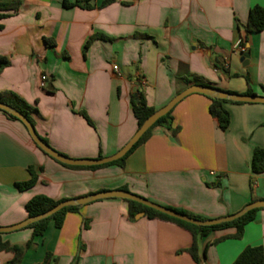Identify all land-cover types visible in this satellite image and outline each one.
Returning <instances> with one entry per match:
<instances>
[{"label":"crops","instance_id":"crops-1","mask_svg":"<svg viewBox=\"0 0 264 264\" xmlns=\"http://www.w3.org/2000/svg\"><path fill=\"white\" fill-rule=\"evenodd\" d=\"M15 1L0 19V57L9 61L0 72V92L13 91L35 107V131L65 156H107L128 141L137 129L130 97L138 82L155 109L188 86L185 73L222 90L264 95V28L243 42L249 8H264V0L0 3ZM209 102L201 93L185 96L172 108L170 128L155 126L123 166L95 169L59 164L37 148L23 123L0 111V226L24 220L25 203L38 194L59 200L124 189L207 219L264 199V172L250 168L253 149L264 147V103H223L229 125L221 129ZM29 167L36 180L19 190L15 183L30 178ZM138 213L129 219L127 202L117 197L85 203L67 212L60 227L49 222L22 262L39 264L49 252V264H197L184 251L192 242L189 231ZM31 232L21 227L1 238L20 244ZM234 232L229 226L200 237L205 258L199 264H231L246 246L260 245L264 254V207L240 238L231 237ZM11 258L0 251V264Z\"/></svg>","mask_w":264,"mask_h":264},{"label":"trees","instance_id":"trees-1","mask_svg":"<svg viewBox=\"0 0 264 264\" xmlns=\"http://www.w3.org/2000/svg\"><path fill=\"white\" fill-rule=\"evenodd\" d=\"M111 0H105V3H108ZM63 4L66 5V3L63 2ZM18 6V2H12V3H0V19L7 15L6 11H9L11 9H14ZM264 28V8L258 4H255L249 8L248 11V17L246 20V23L244 25L245 34L243 36V42L247 39V33L251 32H258ZM91 37L85 42L84 49L87 48L89 42L91 41ZM47 42L48 40L45 39ZM9 64L8 59L5 57H0V72L1 70L6 67ZM214 65L216 68H220L219 65L214 62ZM181 78L186 85L189 84H203V85H209L212 86L210 83L205 81L202 77L192 74V73H185L181 75ZM246 78V76H245ZM138 82V80H137ZM213 87V86H212ZM228 91V90H226ZM232 92V91H230ZM244 94H253L250 89H247L246 93ZM209 99V106L208 111L213 119L217 122V125L221 129H226L229 125V112L225 107L223 106V103L230 102V103H243L238 101H231L226 99H220V98H213L205 95ZM0 101L5 102L18 111H20L23 115H25L29 121L34 125V121L32 118V113H36V108L27 103L23 98H21L19 95H17L13 91H2L0 92ZM131 102V110L133 113V116L135 117L137 121V128L142 124V122L147 118L151 113H153L156 109L152 106L147 105L144 95L141 89V83L138 82L136 86L135 92L131 94L130 97ZM3 114H5L8 118L18 120L17 117L11 115L10 113L0 109ZM171 111H168L166 114L160 116L143 134L142 136L137 140V142L127 151V153L111 162L100 164V165H88V166H75V165H67L64 164L51 156H49L47 153L42 151L36 144L37 148H39L44 154L48 155L52 159H54L59 164L69 167V168H87V169H95L101 166L109 165V164H117L120 166L124 165V160L126 156L139 144L143 143L145 140L149 138L151 135V131L155 126H164L166 128L171 127L172 123V115ZM81 114L86 118V120L91 123V120L88 118V116L85 114V112H81ZM21 122V121H20ZM22 123V122H21ZM176 131V129H174ZM40 136V135H39ZM40 138L48 144L47 140L44 137ZM100 156V155H99ZM250 168L251 172L253 174H258L264 172V147H255L252 152L251 161H250ZM30 173V178L23 182H17L15 183L16 187L19 190H24L30 186H32L36 180V173L33 170V168H28ZM64 199L54 200L51 199L45 195L38 194L33 197H31L26 203H25V211L26 216H33L38 213H41L59 201H62ZM127 202V217L129 219H134V216L138 212H144V214L149 218H159L162 220L170 221L178 226L186 229L190 232L192 237L191 245L184 249V251L188 252L192 259L199 264L200 261H202L205 258V249L200 253L198 248V239L204 235H206L210 230L213 229H220L224 227L233 226L235 227V232L231 235L233 238H240L243 232V227L246 223L251 221L254 218L255 212L258 208L251 209L244 213L242 216L227 222H221L214 225H208V226H197L188 222H185L183 220L171 217L169 215H166L160 211H157L155 209H152L148 206H145L139 202L133 201V200H127L123 199ZM81 205H69L66 207L61 208L57 212L53 213L52 215L40 219L36 222H32L27 224L25 227L31 228V237L24 243H14L11 244L1 238L0 233V251H9L12 253V258L6 261L4 264H23L22 258L24 253L33 247L36 244V240L43 236L45 230L47 229V226L49 222H53L55 227H60L63 219L65 217V214L70 211H77ZM175 211H178L180 213L186 214L188 216H192L201 220H205L207 218L201 217L199 215H194L191 213H188L184 210L172 208ZM51 258V253L47 252L45 254V257L43 261L39 264H49ZM231 264H264V254L262 246H246L243 248V250L236 256V258L233 260Z\"/></svg>","mask_w":264,"mask_h":264},{"label":"water","instance_id":"water-1","mask_svg":"<svg viewBox=\"0 0 264 264\" xmlns=\"http://www.w3.org/2000/svg\"><path fill=\"white\" fill-rule=\"evenodd\" d=\"M248 53L244 52L242 54V64H247L248 61ZM136 88L133 89L135 91ZM191 93H201L204 95H207L209 97L213 98H220V99H226L231 101H238V102H253V103H264V95H257V94H243V93H235L230 92L226 90H222L216 87H212L209 85H203V84H190L174 94L163 106L156 109L153 113H151L145 120L142 122V124L136 129V131L133 133V135L128 139V141L120 147L115 153L97 157V158H71L68 156H65L55 149H53L49 144L45 143L40 136L35 131L34 125L29 121V119L23 115L20 111L12 107L11 105L0 101V109L10 113L11 115L17 117L23 125L26 127L30 137L34 141V143L45 153H47L52 158L67 164V165H75V166H88V165H100L104 163L111 162L113 160H116L122 156H124L127 151L137 142V140L142 136V134L162 115L166 114L168 111H170L176 103H178L181 99H183L185 96L191 94ZM108 197H117L127 200H133L136 202H139L145 206H148L152 209H155L157 211H160L166 215H169L171 217L183 220L185 222L197 225V226H208V225H214L221 222H227L232 221L240 216H242L247 211L254 209V208H261L264 207V199H258L250 201L249 203H246L242 208L239 210L222 216L218 218H210L201 220L192 216H188L186 214L180 213L178 211H175L174 209H171L169 207L160 205L156 202H153L147 198H144L142 196H139L135 193H131L124 189H113V190H105V191H99L95 193H90L87 195H83L80 197L70 198V199H64L62 201H59L49 209L38 213L33 216L26 217L24 220L13 224L9 226H0V233L2 232H8L12 230H16L21 227H25L27 224L36 222L40 219L46 218L53 213L57 212L63 207L69 206V205H83L85 203L102 199V198H108ZM143 214V212H139L138 215Z\"/></svg>","mask_w":264,"mask_h":264},{"label":"built area","instance_id":"built-area-1","mask_svg":"<svg viewBox=\"0 0 264 264\" xmlns=\"http://www.w3.org/2000/svg\"><path fill=\"white\" fill-rule=\"evenodd\" d=\"M238 45H240V42H239ZM241 49H242V47H241ZM112 70H113L115 73L119 74V69H118V66H117L116 64H113V65H112ZM47 78H48V77H47L46 74H42V75H41V77H40V86H41L42 88H46Z\"/></svg>","mask_w":264,"mask_h":264}]
</instances>
